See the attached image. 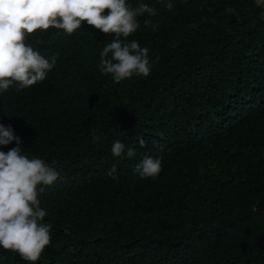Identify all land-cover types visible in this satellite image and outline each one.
<instances>
[{"label":"trees","instance_id":"1","mask_svg":"<svg viewBox=\"0 0 264 264\" xmlns=\"http://www.w3.org/2000/svg\"><path fill=\"white\" fill-rule=\"evenodd\" d=\"M168 2L127 0L156 13L121 37L149 49L146 77L101 73L114 34L86 23L27 37L57 60L42 82L0 91V123L59 173L40 186L52 228L36 264H264V7ZM145 155L162 160L155 178L135 171ZM0 264L29 262L0 247Z\"/></svg>","mask_w":264,"mask_h":264},{"label":"clouds","instance_id":"2","mask_svg":"<svg viewBox=\"0 0 264 264\" xmlns=\"http://www.w3.org/2000/svg\"><path fill=\"white\" fill-rule=\"evenodd\" d=\"M255 3L264 7V0ZM165 6L171 10V0ZM144 13L156 14L148 4L133 9L127 0H0V91H7L13 85H17V91L30 88L42 82L55 66L57 57L53 56L50 62L26 43L29 35L50 28L72 35L85 23L104 34H114V39L100 52L101 73L110 74L116 83L134 75L148 76L149 49L135 40L121 39L139 28L137 17ZM14 141L17 147L0 151V247L18 253L29 264H36L51 243L52 228L51 224L42 223L47 213L38 198L40 186L51 185L59 173L44 160L23 154L21 139L13 128L0 123V146ZM140 144L144 145L143 139ZM111 152L121 157L124 143L114 141ZM134 155V150L129 148L127 156ZM161 170V158L151 155H145L135 168L141 178H155ZM116 171L113 165L107 175L115 179Z\"/></svg>","mask_w":264,"mask_h":264}]
</instances>
